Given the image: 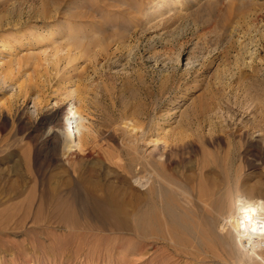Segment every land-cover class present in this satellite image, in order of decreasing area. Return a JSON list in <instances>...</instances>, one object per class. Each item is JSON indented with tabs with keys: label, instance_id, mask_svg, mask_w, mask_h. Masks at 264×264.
Returning a JSON list of instances; mask_svg holds the SVG:
<instances>
[{
	"label": "rangeland",
	"instance_id": "obj_1",
	"mask_svg": "<svg viewBox=\"0 0 264 264\" xmlns=\"http://www.w3.org/2000/svg\"><path fill=\"white\" fill-rule=\"evenodd\" d=\"M252 193L264 0H0V264H262L225 224Z\"/></svg>",
	"mask_w": 264,
	"mask_h": 264
},
{
	"label": "bare ground",
	"instance_id": "obj_2",
	"mask_svg": "<svg viewBox=\"0 0 264 264\" xmlns=\"http://www.w3.org/2000/svg\"><path fill=\"white\" fill-rule=\"evenodd\" d=\"M252 194H253L252 197L250 196V198L248 197V199H246V197L244 198L243 196L240 199L238 198L239 201L236 204L235 208H233V212L231 211L232 214L231 215L229 214L228 219H225V224H228V230H230V228H231L237 234V237H238V239H240L241 243L248 242V241L250 242L249 244H251L254 248L252 250V247H251V250L253 252V254L251 253L253 255L252 258L255 259V261L256 260L261 261V262H263L262 264H264V247H262L264 244V208H263L264 202L262 203V201L261 202L257 201L260 198L258 197V199H256L254 196L255 193H252ZM245 209H251V210H253V212L245 213V211H244ZM248 215H251L250 220L246 218ZM141 223H142V231L141 232L146 236L147 235L148 236L149 235H156V236H158V235L163 236L164 235V236H166V235L170 234L171 237L175 241H177V239H179V233H178L179 231L175 230L169 224H166L165 226H163L162 222L159 219H155V220H149L148 219V220L141 222ZM185 227L189 230H192V229L196 228V224H194L193 222H185ZM196 235H197V237H199L203 241L202 242L200 240L199 243L202 242L201 245L202 246L205 245V247H207L210 251V247H211L210 242L206 241L205 239H203L202 236H200V235H202V233L200 235H198V234H196ZM180 241L185 243L183 240H179L178 242H180ZM254 243H256V244H254ZM185 245H186V243H185ZM195 246H196V244H195ZM249 246L250 245H248L247 247H249ZM191 251L192 250L185 251V252L183 251L184 255L180 254L179 256H184L188 259H191L192 261H195L196 263L199 262V263L205 264V262L207 260L205 258H207V257L202 258L201 255L199 256V254L193 253V252H197V251H195V250H193V252H191ZM212 251H214V250H212ZM229 253H232V252L226 250L225 256L228 257ZM217 255L219 256L221 254L216 253V256ZM213 257H215V256L213 255ZM219 260H221V259L219 258ZM257 264H259V263L257 262Z\"/></svg>",
	"mask_w": 264,
	"mask_h": 264
},
{
	"label": "clouds",
	"instance_id": "obj_3",
	"mask_svg": "<svg viewBox=\"0 0 264 264\" xmlns=\"http://www.w3.org/2000/svg\"><path fill=\"white\" fill-rule=\"evenodd\" d=\"M73 99L75 100V96L73 95ZM31 116L33 119L37 117L31 111ZM89 122L87 118L78 111L77 107L73 106L68 109L65 118V126L64 130L70 141H76L78 137L84 136L89 132ZM64 138L61 135V144L63 145Z\"/></svg>",
	"mask_w": 264,
	"mask_h": 264
},
{
	"label": "snow or ice",
	"instance_id": "obj_4",
	"mask_svg": "<svg viewBox=\"0 0 264 264\" xmlns=\"http://www.w3.org/2000/svg\"><path fill=\"white\" fill-rule=\"evenodd\" d=\"M244 211H245V213L253 212V210H251V209H245ZM246 218L250 220L251 219V215H248Z\"/></svg>",
	"mask_w": 264,
	"mask_h": 264
}]
</instances>
